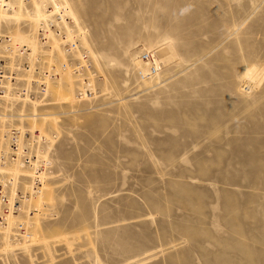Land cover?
Masks as SVG:
<instances>
[{"label":"rangeland","instance_id":"rangeland-1","mask_svg":"<svg viewBox=\"0 0 264 264\" xmlns=\"http://www.w3.org/2000/svg\"><path fill=\"white\" fill-rule=\"evenodd\" d=\"M65 1L90 97L67 74L19 119L51 163L31 242L1 241L0 264H264V0Z\"/></svg>","mask_w":264,"mask_h":264},{"label":"built area","instance_id":"built-area-1","mask_svg":"<svg viewBox=\"0 0 264 264\" xmlns=\"http://www.w3.org/2000/svg\"><path fill=\"white\" fill-rule=\"evenodd\" d=\"M28 1L24 0L26 3ZM13 2V0H0V9L12 10L11 3ZM58 16L59 14L54 17ZM48 27L47 21V23H42L38 31L43 43L49 34ZM52 28L57 34L64 33L56 25H53ZM74 36V41L65 44L67 50H72L77 45L82 49L78 33ZM0 42L4 47V57L0 58V103L3 102L0 105V243L7 225V216L10 213L21 215L20 220L13 228L11 239L14 243H24L27 240L29 242L32 237L34 210L31 212L29 204L34 196L42 192L44 176L46 170L50 168L51 161L46 155L50 141L48 135L39 130L33 133L26 121L19 120L21 117L19 110L26 109L24 112L29 115L32 112V106L30 100H27V103L24 102L25 98L40 100L47 97L46 74L48 72H46L47 69H44L43 60L35 79L26 80L25 76L21 78L22 74L30 70V62L25 55L29 53V50L26 46L15 44L12 35L2 29L0 30ZM81 51L83 52V49ZM12 54H15L13 59H11ZM82 56L84 55L82 54ZM84 57L86 59V56ZM139 59L148 63L146 70H137L139 79L151 78L161 68L162 61L156 50L140 53ZM86 60L87 63L70 62L74 73L79 74V78H81L79 80L82 82L79 89L80 95H85L88 91L87 86H89L90 78L85 76V71L87 69V72H90V68H88L89 60ZM16 93L20 96L15 97ZM10 95L14 96L11 99L15 103L14 106L3 101L5 96L10 97ZM45 103L43 101L40 106ZM11 107H14L15 110ZM14 167L20 170L18 176Z\"/></svg>","mask_w":264,"mask_h":264},{"label":"bare ground","instance_id":"bare-ground-1","mask_svg":"<svg viewBox=\"0 0 264 264\" xmlns=\"http://www.w3.org/2000/svg\"><path fill=\"white\" fill-rule=\"evenodd\" d=\"M14 2L11 3L12 5V10H3L0 9V30L4 27H11V26H16V29L14 30V33L12 34V37L14 38V42L15 44H18L20 46H26L27 49L29 50V53H26V57L28 58L29 62H30V70L27 71L26 73L22 74L21 78H23L25 76L26 80H32L35 79V75L37 72H39L38 69H41V66L38 67V63H42L43 60L45 63L49 64L47 66V70L46 72H48L47 75V92L46 94L49 96V94L54 93L55 87H57L60 82H62V79L67 75H74L75 78L79 77V74H75L72 68V65H70V62L68 60V63H62L60 65H54L51 64L54 59H55V54H60L62 56V60H65L66 57L69 55H76L77 57H74V61H80V63H87V60L85 59L84 56H81V50L79 48V46H74L75 48L72 50H67V48L65 47V44L67 42H71L74 41V32L78 33V35L81 37L82 42L84 43V45L87 47V53H90L93 56V52L91 49H89V47L87 46L83 35L81 33V31L79 30L78 26L76 25V22L74 21L72 14L69 11V7L66 3L65 0H29L27 3L24 2V0H13ZM20 8V10H24L28 16H29V20L32 21V26L34 25V29L32 31L29 30V28H27V30H22V28L20 27V25H22L23 21H19L16 22L12 25H7L6 22L7 20L11 19L15 13L17 12V9ZM58 17H54L55 15H58ZM72 20V21H71ZM49 23V34L47 36V40L43 43L42 40L40 39V36L38 35V31L40 29V27L42 26V23ZM72 22V23H71ZM53 25H56L57 27H60V30L64 31L63 34H57L55 29L52 28ZM29 27V26H28ZM17 33H19V35H28L30 36V38H35L38 44V51H37V47L33 46L30 40L27 41H23L21 38H18ZM62 33V32H61ZM48 45L47 50H45L43 47L44 45ZM45 45V46H46ZM15 56V54L11 55V59H13ZM4 57V47L3 44L0 42V58ZM42 59V61H41ZM141 60V59H140ZM142 61V60H141ZM146 65L145 69H141V70H146L147 69V65L148 63L144 62ZM64 65H66V67H64ZM38 70V71H37ZM140 70V69H138ZM160 71V69H159ZM159 71L153 75L151 78L148 79H139L138 81H148L153 79L158 73ZM53 72H55L57 75L58 74V78H54V74ZM91 75V74H90ZM260 78V77H259ZM58 79L56 86L54 85L53 80ZM90 79H92L90 77ZM246 79L248 81V84L251 83V81H257V78L255 77V73L252 69H248L246 72ZM77 80H81L77 79ZM88 97H90L89 94H86ZM85 95V96H86ZM92 95V94H91ZM16 96H20V94L16 93ZM12 95H10V97L5 96L4 97V102L5 103H9L11 104V106H14V102L11 100L12 99ZM50 99V97H49ZM27 100H30L31 106L33 107V104L39 103L42 104V102L45 99H34V98H25L24 102L27 103ZM24 103V104H25ZM3 104V102L0 103V105ZM23 104V106H24ZM48 104V102H47ZM12 109L14 107H11ZM15 110V109H13ZM20 112V119H27L31 117V114L26 115L24 111L19 110ZM31 127V130L33 131V133L35 131H38V129L36 127ZM41 132V131H40ZM50 143H51V139L49 141L48 146L50 147ZM44 157V156H43ZM15 168V170H14ZM12 168L16 175L18 176L20 170L16 169V167ZM11 169V170H12ZM44 187H45V182L43 184V189L42 192L33 197V199L31 201L34 202V206L36 207L34 210H36V213H34L33 218H35V223L37 220L38 216H42L43 212V206H41V197L43 195L44 192ZM11 199H13V197H11ZM37 199V202L39 203L38 206L35 205V201ZM31 204V202H30ZM32 212V210H31ZM21 215L20 214H13L10 213L7 216V225L4 228V236L2 237V245L6 244V241L9 242L10 244H19V243H14L11 239V233L13 232V228L15 226V224L17 223L18 220H20ZM35 227V226H34ZM34 235V230L32 232V237ZM31 237V239H32ZM31 239L29 240V242H31ZM28 241V240H27ZM26 241V242H27ZM14 253V251H13Z\"/></svg>","mask_w":264,"mask_h":264}]
</instances>
